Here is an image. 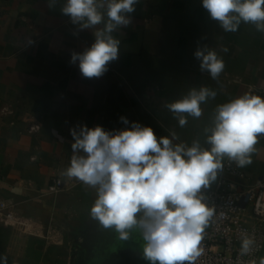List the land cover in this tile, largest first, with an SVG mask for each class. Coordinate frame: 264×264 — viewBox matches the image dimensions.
Listing matches in <instances>:
<instances>
[{
	"label": "crops",
	"instance_id": "crops-1",
	"mask_svg": "<svg viewBox=\"0 0 264 264\" xmlns=\"http://www.w3.org/2000/svg\"><path fill=\"white\" fill-rule=\"evenodd\" d=\"M48 3L0 0V201L11 202L18 216L0 218V257L8 264H75L81 242L106 231L89 215L96 191L62 175L72 155L71 128L114 131L138 122L158 138L174 132V143L191 146L199 139L209 148L204 129L218 105L245 93L264 97V32L244 22L225 32L202 0H139L128 14L131 24L113 33L119 58L92 79L70 63L73 51L94 43L92 31L79 30L61 13L66 0L54 8ZM205 45L224 62L217 79L202 72L194 56ZM202 86L215 98L201 104L200 118L188 116L180 127L165 104ZM34 125L39 129L31 131ZM255 148L244 185L264 180V135ZM59 178L64 188L47 194Z\"/></svg>",
	"mask_w": 264,
	"mask_h": 264
},
{
	"label": "clouds",
	"instance_id": "clouds-1",
	"mask_svg": "<svg viewBox=\"0 0 264 264\" xmlns=\"http://www.w3.org/2000/svg\"><path fill=\"white\" fill-rule=\"evenodd\" d=\"M55 2L49 0L48 7L54 8ZM138 2L66 0L61 13L79 30H91L95 38L83 52L71 53L70 63L78 62L84 78L102 77L109 63L119 58L120 40L113 33L131 24L128 14L135 11ZM202 7L225 32L237 31L241 22L254 24L257 31L264 32V0H202ZM194 56L200 61V70L213 79L224 70L223 60L206 45L197 47ZM215 96L208 87H193L165 107L184 127L187 117L200 118L201 104ZM120 120L125 125L130 123L124 116ZM70 134L74 141L72 155L62 175L96 191L90 217L103 228L114 229L120 241L138 233L143 258L150 264H195L215 212L203 190L217 180L225 158L238 168L252 163L258 137L264 135V97L245 93L218 105L211 126L204 129L209 148L199 139L191 146L174 143L178 139L174 132L171 138H158L152 127L138 122L114 131L99 125H78L70 129ZM254 244V238L245 233L240 255H248ZM0 261L8 264L6 256ZM259 264H264V257Z\"/></svg>",
	"mask_w": 264,
	"mask_h": 264
},
{
	"label": "built area",
	"instance_id": "built-area-1",
	"mask_svg": "<svg viewBox=\"0 0 264 264\" xmlns=\"http://www.w3.org/2000/svg\"><path fill=\"white\" fill-rule=\"evenodd\" d=\"M39 129L38 125L31 131ZM224 170L210 188L203 190L215 212L205 229L200 247L203 252L195 264H259L264 248V180L258 179L251 185H244V168H238L226 158ZM64 188L63 181L55 179L48 187L47 194H57ZM0 218H18L13 204L0 201ZM247 233L255 244L248 255H240L241 240Z\"/></svg>",
	"mask_w": 264,
	"mask_h": 264
},
{
	"label": "water",
	"instance_id": "water-1",
	"mask_svg": "<svg viewBox=\"0 0 264 264\" xmlns=\"http://www.w3.org/2000/svg\"><path fill=\"white\" fill-rule=\"evenodd\" d=\"M139 215L141 214H138V218ZM101 237H103V233L93 232L87 239L81 242L79 257L82 258V260L86 250L93 247L95 245L94 242ZM90 264H150V262L143 258V248L140 249L134 245H126L107 253L104 257L96 258L94 261L90 262Z\"/></svg>",
	"mask_w": 264,
	"mask_h": 264
},
{
	"label": "flooded vegetation",
	"instance_id": "flooded-vegetation-1",
	"mask_svg": "<svg viewBox=\"0 0 264 264\" xmlns=\"http://www.w3.org/2000/svg\"><path fill=\"white\" fill-rule=\"evenodd\" d=\"M142 243L138 233L133 232L128 241H120L117 239V233L114 229H106L103 233V237L97 239L94 242L95 245L89 250H86L83 260L78 256L75 260V264H90V262L94 261L96 258L104 257L107 253L126 245H134L141 249Z\"/></svg>",
	"mask_w": 264,
	"mask_h": 264
}]
</instances>
